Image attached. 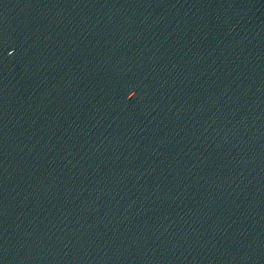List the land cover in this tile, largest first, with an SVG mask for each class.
<instances>
[{
	"label": "water",
	"instance_id": "obj_1",
	"mask_svg": "<svg viewBox=\"0 0 264 264\" xmlns=\"http://www.w3.org/2000/svg\"><path fill=\"white\" fill-rule=\"evenodd\" d=\"M0 264H264V0H0Z\"/></svg>",
	"mask_w": 264,
	"mask_h": 264
}]
</instances>
